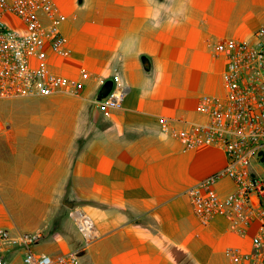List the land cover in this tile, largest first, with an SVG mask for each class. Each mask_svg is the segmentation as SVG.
<instances>
[{
	"label": "crops",
	"instance_id": "0c3cea01",
	"mask_svg": "<svg viewBox=\"0 0 264 264\" xmlns=\"http://www.w3.org/2000/svg\"><path fill=\"white\" fill-rule=\"evenodd\" d=\"M56 4L68 16L61 29L69 53H53L49 66L89 77L76 94L0 99L3 225L42 231L41 252L77 251L85 264H231L226 248L243 240L223 215L203 223L189 194L226 166V153L186 150L161 119L179 127L203 119L200 97L224 91L216 43L251 36L264 23V0ZM114 88L125 93L123 107L107 117L98 99ZM212 188L235 186L222 177ZM78 213L94 221L89 243Z\"/></svg>",
	"mask_w": 264,
	"mask_h": 264
},
{
	"label": "built area",
	"instance_id": "2783aa9c",
	"mask_svg": "<svg viewBox=\"0 0 264 264\" xmlns=\"http://www.w3.org/2000/svg\"><path fill=\"white\" fill-rule=\"evenodd\" d=\"M67 18L56 0H0V99L78 93L87 71L71 78L49 66L53 53H69L61 29ZM215 49L226 63L224 91L200 97L201 121L179 127L163 117L161 128L186 150H224L226 166L189 189L193 212L205 224L217 215L228 218L229 231L243 240L226 248L231 264H264V23L251 36L220 39ZM124 97L114 88L98 103L111 117ZM222 177L233 181L234 190L222 194L212 188ZM75 223L86 243L98 236L88 214L78 213ZM42 237V231L12 232L0 219V264H85L77 251H36Z\"/></svg>",
	"mask_w": 264,
	"mask_h": 264
},
{
	"label": "rangeland",
	"instance_id": "374dc122",
	"mask_svg": "<svg viewBox=\"0 0 264 264\" xmlns=\"http://www.w3.org/2000/svg\"><path fill=\"white\" fill-rule=\"evenodd\" d=\"M1 153H6L7 154L8 150L0 148V154ZM8 212H9L8 205L4 201H2L0 199V219L2 218V215H7ZM7 227L9 229H11L12 232L13 231H17V229L13 225H8ZM45 238L44 239L41 238V239H39L38 241L35 242L34 249L36 251H42L44 249V247L47 245V238H46V240H45ZM48 253H50V252H48Z\"/></svg>",
	"mask_w": 264,
	"mask_h": 264
},
{
	"label": "trees",
	"instance_id": "16d2710c",
	"mask_svg": "<svg viewBox=\"0 0 264 264\" xmlns=\"http://www.w3.org/2000/svg\"><path fill=\"white\" fill-rule=\"evenodd\" d=\"M107 84H108V83H106V84L104 85V87H103V91L105 90V88H107ZM111 90H112V89H111ZM111 90H110V91H111ZM110 91L106 92V93L104 94V96L107 95Z\"/></svg>",
	"mask_w": 264,
	"mask_h": 264
}]
</instances>
